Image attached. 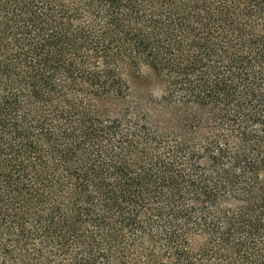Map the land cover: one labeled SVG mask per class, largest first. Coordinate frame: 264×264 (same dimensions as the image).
<instances>
[{"label": "trees", "instance_id": "1", "mask_svg": "<svg viewBox=\"0 0 264 264\" xmlns=\"http://www.w3.org/2000/svg\"><path fill=\"white\" fill-rule=\"evenodd\" d=\"M0 264H264V0H0Z\"/></svg>", "mask_w": 264, "mask_h": 264}, {"label": "rangeland", "instance_id": "2", "mask_svg": "<svg viewBox=\"0 0 264 264\" xmlns=\"http://www.w3.org/2000/svg\"><path fill=\"white\" fill-rule=\"evenodd\" d=\"M145 73H147V74H148V70H147V69L145 70ZM136 86H137V87H143L144 85H142V84H139V83L137 82V83H136ZM152 87H153V86H152Z\"/></svg>", "mask_w": 264, "mask_h": 264}]
</instances>
